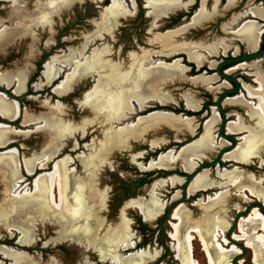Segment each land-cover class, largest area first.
I'll return each mask as SVG.
<instances>
[{"label": "bare ground", "instance_id": "6f19581e", "mask_svg": "<svg viewBox=\"0 0 264 264\" xmlns=\"http://www.w3.org/2000/svg\"><path fill=\"white\" fill-rule=\"evenodd\" d=\"M77 1L79 0H38L31 14L25 13L21 5L14 4V9H11L5 19L13 23L12 27L0 30V54H3L5 49L20 37L31 35L33 29L49 27L50 21L52 22L54 15L60 9H68ZM190 4L191 2L182 5L180 1L172 0H146L145 8L151 20L150 28L155 27L159 18L186 8ZM251 14L254 18L264 21V10H254ZM129 15V10L120 0H111V5L105 9L100 16V22L96 24L95 35L86 41L91 42L97 36H99L97 38H102L105 33L112 35L111 31L116 26L117 20ZM203 18L204 2L201 3L200 10L192 23H199ZM101 33L104 34L100 35ZM260 34L259 26L248 22L244 23L234 35L244 44L246 51L253 52ZM173 41L171 39L166 47H169L166 50L169 54L185 52L189 62L197 67L203 65L204 58L196 55V50L203 47L176 44ZM83 44L79 49L69 50L66 55L54 56L48 61L43 68L41 76L43 81L36 83L34 89L39 91L49 86L65 68H68L69 72L64 75L52 92L57 97L68 96L76 85L93 78V87L83 95L79 103L80 108L88 110L91 117L80 124H68L60 118L62 108L59 105L50 108L49 113L43 116L45 122L43 131L49 134L48 146L44 152L24 159L22 161L23 170L27 176H31L37 170H46L48 162L64 149V141L74 140L77 136L83 138L90 125H94L100 140L85 146L89 152L88 155L76 158L82 170L81 176H78L74 170H70L73 161L65 157L53 163L51 173L35 175L31 183L32 191L29 192L26 186L21 187L24 179L20 175L21 163L18 161V152L15 149L5 150L9 142L13 140L12 137L25 134L0 124V148L7 151L0 154V233L4 231L8 239H11L14 234L18 235L15 244L18 247H33L37 243L35 236L37 229L39 231L42 228L51 230L55 235L52 242L74 244L80 250L79 264H90L87 258L89 252L96 254L101 263L151 264L158 259L160 252L147 249L134 251L125 257L121 255L122 252L134 249L135 238L130 231L129 221H126L123 216L114 224H107L102 218V213L106 208V195L105 191L99 189V175L111 156L128 152L133 142H144V138L150 132L158 133L164 127L176 134L190 135L194 132L192 119L175 117L164 112L151 113L140 118L131 127L126 126L111 132V126L127 120L135 111V107L143 111L150 102H156L160 106L169 105L172 101L166 94V89L171 83L178 84L185 81L187 69L177 60L169 65L158 63L146 68L145 64L150 61V56L145 52L140 55H129L125 65L110 61L107 58L110 53L107 49L94 50L93 53L88 54V57H85L83 55L88 49V44ZM47 45H49L48 42ZM220 47L224 52L228 50L225 45L221 44ZM205 50L210 56L217 54V48ZM78 56L82 58V61L78 60ZM208 66L214 68L215 64L209 63ZM238 69L253 73L257 89L247 85H243L242 88L246 97L255 100L256 104L245 103L241 96L226 99L223 103L229 107L239 105L244 107L246 116L253 126H245L241 118L227 124L225 130L227 134H230H226L227 136L231 137V135L244 132L246 135L241 138V142L232 152L223 156L222 164L248 168L255 160L260 161V165L264 163L262 161L264 160V73L259 71V64L254 63L231 68L226 74L234 73ZM26 79V68L3 72L0 74V88L4 87L3 89L7 90L15 85L13 88L15 97L25 90ZM216 81L215 76H198L188 79L192 85H201L207 90L210 84ZM225 88L227 85L222 83L215 91ZM183 101L187 110L198 111L199 105L191 96H183ZM19 112L21 113L16 101H8L4 94H0V120L15 123L14 120L17 119ZM19 116L23 127L40 119L29 115ZM217 119L213 113L211 119L202 127V135L198 141L182 148L176 154L172 151L160 154L155 161H150L144 167L138 164L139 169L168 171L178 165L185 174H191L196 167L194 160L206 159L220 149L214 146L212 137ZM233 139L236 138L233 137ZM160 145V142L154 141L150 148L160 149ZM224 145V143L219 144L220 147ZM214 173L215 180L212 179L213 174L210 171H203L197 175L188 185L186 197H192L208 190L223 191L234 188L248 193L250 197L258 199L259 203L264 206L263 180L239 171V169L220 171L216 168ZM181 184L182 179L180 178L171 177L159 180L150 187L145 199L138 198L127 202L125 207L136 210L143 222H153L162 215V212L164 213L166 206V202L159 198L160 191L168 186L173 188ZM227 195L214 194L212 199L207 197L206 202L200 199L195 206L201 211L195 221L186 206H178L172 212L171 218L176 223H170L172 232L169 238L173 243L172 249L179 264H199L193 256L194 241L199 242L207 264H225L223 247L217 240L219 233L227 231L228 223L223 219L226 217V208L230 204L231 197ZM179 198L180 194L177 192L170 200L174 202ZM258 210L254 208L251 214L239 221L237 225L238 240L245 241V247L252 250V264H264V214L259 210L262 216ZM206 216L209 218L207 219ZM47 225H51V228ZM252 235L255 237L253 238ZM223 242L226 243V240ZM233 253H236L235 248ZM0 256L10 260L11 264H39L26 254L5 248H0ZM48 264L59 263L51 260Z\"/></svg>", "mask_w": 264, "mask_h": 264}, {"label": "rangeland", "instance_id": "374dc122", "mask_svg": "<svg viewBox=\"0 0 264 264\" xmlns=\"http://www.w3.org/2000/svg\"><path fill=\"white\" fill-rule=\"evenodd\" d=\"M121 2L127 7V9L130 12V15L125 17V18H120L117 20V22H116L117 26H116L114 32L120 26V20L121 19H127L128 17L133 16L135 11H136V5H138V9H141V5H142V1L134 2L133 0H131V1L130 0H122ZM83 9H84L83 11H79V12L77 10H75L74 11L75 12L74 17H72V18L71 17H65L62 19V22L58 23L57 27L55 28V30L57 32H56L54 37L57 38V41H59V43H61L63 39L78 38L81 33L86 35L87 33L92 31L88 21L93 20L96 17L93 14V7H91L89 5H84ZM139 18L140 17L138 16L136 18H129L128 20L121 22L123 27L119 29V32L116 35V39H117V43H116V47H115L116 51H118V49L120 48L119 46L132 44V40H136L140 47H144L141 43L145 37V35H144L145 30H144L143 25H146V22L143 19H142V22L141 21L139 22ZM78 20H82V22H78ZM168 21H169V19L165 20V22H168ZM222 22H223V24H226L225 21H219V22L216 21L215 22L216 24H210V25L205 26L204 28L199 29V30H192L189 32L188 35H186V38L183 41L187 42L188 44H200V43L206 42L207 43L206 45H210L215 40L226 38L225 36H222L219 32V27L221 26ZM186 23H187V21H185V22L179 21V23L174 25L173 27H171L170 30H173V28L180 27ZM206 27H208V29H206ZM186 28H188V27H186ZM149 29L153 30V29H156V27H154V28L149 27ZM108 36H112V35H108ZM46 38H47L46 35H42V39L39 41V44L37 46L33 47L31 45V47H33V48H31L30 53L33 52L32 54H35L36 56H35L34 60L29 61V62L26 61V57H27L28 52H29V48L27 47V45H20L17 47L7 49L8 52L6 51L7 52L6 56L0 55V74L3 72H7V71L10 72V71H13L15 69L20 70V69L24 68V66H25L26 68L29 67V72L31 73L30 77L35 76L36 72H38V66L37 65H38V63H40V61L43 57H47V56L48 57L49 56L54 57V56H60L63 53H67V50L71 47H74L76 45L75 43L77 42V41L73 40L72 44L61 43V44H59L60 48H58V49L55 48V50L48 52L47 50L42 49ZM102 38H95L91 42L85 41V39H84L85 43L88 44V49L86 50V52L84 53L83 56L88 57V54L93 53L94 50L96 51L98 49H107L110 52V53H108L107 58L110 59V57L112 56V53H111L110 48H108L107 46H103V47L98 48V49H93L92 51H91V49L89 50V45L91 43H93L97 40H101ZM155 42H156V39L154 38V40L151 43L153 45H156ZM34 43H35L34 45L37 44V42H34ZM31 44H33V43L31 42ZM168 48H166V50ZM133 52H137V51L135 49H130V47H126L123 50L124 55H127L128 53H133ZM142 52H147V51H141V53ZM197 52H200V51H197ZM127 58L125 60L118 59V61L115 63H121V64L125 65V63L127 62ZM181 58L182 57H180V59ZM220 59H221V57L219 59H211V60L217 62ZM44 60L46 62L47 58ZM78 60L82 61V58H80L78 56ZM150 62L151 61H149L145 64L146 68L148 66H153V65L158 64L156 62H153L152 64H150ZM256 63H258V62H256ZM180 64L183 67L184 66L187 67V69L189 67H192V69L195 71H196V69H199V67L195 66L194 64H193L194 66L189 65L188 63H186V61H183V63L180 62ZM42 65H44V62ZM205 66L208 67L207 65H205ZM205 66H203V67H205ZM215 68H216V66L214 68H209L210 71H207L208 76L205 74L201 75L202 74L201 72L193 74L196 77H198V76L210 77V76L215 75L217 77V81L214 84H210L209 90H207L206 88H204L201 85L194 86L190 82H188V79L195 78V77H191V75L188 74L189 69H190L189 68L187 70L186 75H185V78H186L185 81L180 82L178 84L171 83V85H169V87H167V89H166V94H168V97L171 99V101L174 104H169L166 107H159V109H158V111L169 112V113H173V111L171 109H175L177 111H180V113H182V114H179V115H177L175 113H173V114L180 116V117L183 116V117H187L188 119H192L193 120L192 125H194V132L192 134H190V135L176 134L172 130L165 128V127L162 130L160 129L161 131L159 130L158 133L155 131L150 132L145 137L146 142H145V138H144L145 143L141 142V141L132 143L131 149H130V150H132V146L134 147L132 152L129 150L128 152L117 153V154H114V156H111L109 158L108 163L105 164L102 168H104L106 166H109V167L104 168L99 175V181H100L99 182V189L101 191H105V195H106V208H105V212L102 213V218L104 219V221L107 224L116 223L120 219V217H122V216L126 221H129L130 231L134 235V238H135L134 243H136V245H137V251L149 249L152 252H154V251L160 252L159 258L155 262H152L151 264H179V262H176V260H175V253L172 251V247H171L172 242L169 239V234L172 232L169 223L170 222L176 223V222L171 221V214L172 213L169 214L168 216H166L168 209L173 205H175L173 211L180 205L186 206L187 210L189 212H192V219H197L199 217L198 215H200L199 212L201 211L200 208L195 206L198 203V201L200 199H202V200H205V202H206L207 197H211V199H212L214 197L213 196L214 194H219V193L226 194V195L228 194L227 196L231 197L230 198V204L226 208L227 209L226 215H225L226 217L223 218L225 220V222L228 223L227 231L224 232L225 236H224V233H222V234L219 233L218 240H217L218 243L223 247V252H224L223 255L225 254L223 260H225V264H252V255H253L252 250L250 248L245 247V241L243 242V241L238 240L239 233L237 231V228L229 235H228V232L231 229L233 222H234V219L237 215L242 214L241 218L239 219V221H241L243 218L246 219V217H248V215L251 214L253 208H257V210L259 209L255 205L256 202H259L258 199H254V198L250 197L248 195V193L240 192L238 189L228 188V189H225L223 191L214 189V190L209 191L208 193H199L198 195H196V197L194 199L189 197L190 198L189 200H187L188 198L186 197V194H185L184 195L185 200H184V198H183V200H181L182 199V192H183L182 189H183V186H184L185 182L187 181V179L184 177V174H183L182 170L180 169V166L177 165L172 170H168V171H170L168 176H166V175L161 176V173H164V172H161L157 169L140 170L139 166H138V164H142V166L144 167L150 161H152V160L155 161L160 154H166L168 151H172V152H174L173 154H176L182 148L189 146L192 143L198 141L200 136L202 135V129H203L202 127L207 123V121H209V119H211L213 113L218 118L217 119L218 121H217V124H215V126L213 127L212 137L214 138V143H215L214 146L215 147L218 146V148H220V149L216 150V152H214L212 155L208 156L206 159L194 160V163L197 164V166L199 165V167H200L201 164L213 162L216 159V157L219 155V153L223 152L222 156H224L227 153L232 152L236 148V146L241 142L240 141L241 138L246 135L245 132L241 133V134L231 135V137L236 138L235 143L229 141L228 139H223L219 135V129H220L222 118L220 117V114L215 109L213 104L212 105L208 104L209 106H208L207 111H204V109L202 111H199L200 107L206 104L207 95H209L211 97L210 99H207V101L214 102V100L218 96V93L220 91L224 92V89H221L220 91H215V89L218 86H220L222 83H224L223 81H220L219 77L215 74V70H213ZM202 70H205V68ZM39 71H42V69H40ZM67 72H69V71L65 70V73H67ZM243 72H247L250 74V72L246 71V70ZM243 72L242 71L234 72L232 75L230 74L229 76L234 77L235 79H237L239 81H240V78L242 77V79H243L242 82L244 83V85L247 84V86L248 85L252 86L253 89L256 88L257 84L255 85L252 83V80H255V78L251 77V76H249V77L248 76H240V73H243ZM250 75H252V74H250ZM38 79H39V77H38ZM62 79L63 78H60L59 80H62ZM42 81H43V79H42ZM36 83H39V82L37 81ZM55 84H57V83H55ZM81 84L82 85L80 86V88L78 89V91L75 94L70 95L67 98H64V100H63V98L58 99L56 97H53L50 99L49 97H47L49 94H46V95L42 94V97L40 94H38V98L36 97V94H31V96H29L30 99L31 98H37V99H31V100L28 99L29 97L25 99V96H23V97L20 96L21 98H23V100H22L23 108L26 110L23 115H29V116H34L35 118H40L37 121H32V123L29 126L27 125L24 128H20L17 126L12 127L11 124L3 123V121L0 120L1 125H6V126L9 125L10 128H12L14 131L15 130H16V132L20 131L22 134H25V135H20L17 137H12V139L18 144L16 149L19 151V153L22 156L21 160H20V163H21L20 169L23 170L22 161L24 159L31 158V156L33 154H40V153L44 152L46 150L45 148H47V146H48L49 134H47L43 131L44 126H45L43 116H45L49 113L50 108L57 107L59 105L62 108V115L60 116V118L63 122L68 123V124H74L75 122L77 124L79 122V124H80L82 121H87L88 119H90V117H91L90 112L88 110H85L84 108L83 109L80 108L79 103L81 102L82 99L81 100H79V99L81 98L82 95H84L86 92H88L93 87V85H94L93 78L86 79ZM224 84H226V83H224ZM2 88H4V87H2ZM45 89L46 88H44V92L46 91ZM36 93H40V92H36ZM0 94H2V93H0ZM8 94L13 95V89L8 91ZM185 95L191 96L195 101H197L199 103L198 111L200 113L198 111H191L190 112L189 110H187L185 108L184 101H183V96H185ZM244 95H246L245 92H244ZM238 96H241V95H238ZM82 98H83V96H82ZM245 98H246V101L251 103L252 105H254V103L256 104L255 100H250L246 96H245ZM77 99L79 100V101H77L79 103L76 105L80 109L78 110L79 111L78 113H75V111H73L71 109V107L74 106L73 102ZM8 100L12 101V99L10 97H8ZM247 102H245V103H247ZM155 103L156 102H150L148 104V106L145 108V110H143L145 112H140L135 107V111L133 112V114H131L129 116V118L127 120H125L122 123H114L111 126V132H115L119 128H123L126 126L131 127L132 125L136 124L137 121L141 117L147 116L150 112L155 111V109H149V107H151ZM182 111L183 112L186 111L185 114H183ZM223 111L225 113L224 115H225V119H226V125H225L224 131H223V135H226L227 133H226L225 129H226L227 124L232 123L237 118H241V116L246 115V110L241 105H239L237 107H229L227 105H224V103H223ZM197 113H199V114H197ZM186 114H188V115H186ZM70 122H72V123H70ZM244 124H245V126H247L246 123H244ZM248 124H249L248 125L249 127L253 126V123H248ZM227 135H230V134H227ZM81 137L77 136L74 138V139H77L78 141L81 140L82 142H84V143H82L84 146L82 148L77 149L78 151H80L78 153V155L79 156H83V155L86 156V155H88L89 152L87 149H85V146L89 145L93 142H96L97 140H100L99 139L100 136L98 137V133L96 132V128L94 127V125L93 126L90 125L87 127L86 133L82 139H81ZM13 140H12V142L14 143ZM70 140H72V139H67L66 141H64V144L67 142H70ZM154 141L160 142V144H161L159 146L160 149H151L150 148L151 143ZM140 143H144V145H140V146L135 145V144H140ZM220 143H224L225 144L224 147H220L219 146ZM149 149H151V150H149ZM1 151H3V150H0V152ZM71 151H73V150H71ZM130 152H131V162L135 166L130 163V158L128 157L129 156L128 153H130ZM71 153H77V152H76V150H74ZM124 153H126V154H124ZM135 154H137V155H135ZM64 155H65V149H63L61 151L60 155L56 159H54V161L52 163H50L48 165V169L39 171L36 174L41 175V174L51 173L53 163L57 162L58 160H62V158H64L63 157ZM134 156H137V157L134 158ZM18 159H19V156H18ZM221 161H222V159H221ZM262 161H264V160H262ZM228 165L229 164L224 163L223 166L220 167L221 168L220 171H222V169L226 170V171H231L233 169H237V170L239 169V171H242V172L244 171L245 173L250 174L257 179L263 180L262 187L264 188V163L262 165H260V161L255 160L252 162V164L249 165L248 168H240L238 165H232V166H228ZM199 167H197V170L199 169ZM70 169H73L77 175L82 174V170H81L77 160L73 161V164L70 165ZM214 169L215 168H208V170L213 171V173H212L213 174L212 175L213 180H215V177H214L215 176V173H214L215 170ZM197 170H195L193 173H195ZM203 171H201V172H203ZM21 174H22V171H21ZM171 177L182 179L183 184L181 186H174L173 188L168 186L163 191H160L159 194L161 196H163L162 198L159 197L160 200H163L164 202H168V206L166 207L165 213L157 221L147 223V224H143L142 218L138 215V212L136 210H134L132 208H126L125 207L127 202L129 203L130 201H134V200H136V198H145L150 187L153 184H155L156 182H158L159 180H166V179L171 178ZM22 178L24 179V182L21 184V187L23 188V186H26V189L29 192L32 191L31 183H32L34 177L27 179V178H25V176H22ZM0 186H1V181H0ZM186 190H187V188H186ZM186 190H185V193H186ZM0 192H1V187H0ZM177 192H180L181 199L177 203L171 204L170 199ZM127 200H129V201H127ZM250 207H253L251 209V211L246 215L243 214V213H246ZM258 212L260 213L259 210H258ZM161 219H164L166 221L161 226V229H160L158 224H159ZM47 227L51 228V225H47ZM37 230L39 231V229H37ZM38 231L35 234V236L37 238V243L33 247H18V246H16L15 244L17 242L18 235L15 236L16 234H14L15 238L12 237L11 239H8L6 233L3 231L0 233V234H2L0 237V248H5V249H9V250L14 251V252H20V253L26 254L30 258L34 259L35 262H39L40 264H45V263L48 264L51 260L59 262V264H77L78 263L79 255H78L77 249L75 250V249L71 248L70 246H66V245L62 244V242H60V243L52 242V240H54V238H55V235H54V232L51 230L49 231L48 229L45 230L44 228H42L41 231H39V232ZM234 237H235V239H234ZM252 237L254 238L255 235H252ZM223 240H226V243L223 242ZM68 244H70V243H68ZM72 245H74V244H72ZM234 248L236 250V253L232 254V251L234 250ZM243 248H245V250ZM258 248L261 250V247L259 245H258ZM21 250H22V252H21ZM137 251H135V252H137ZM133 252L134 251H129L128 253L127 252L121 253V255L125 257L129 254H132ZM89 254L87 255V258H88V262L90 264H107V263L99 262L96 254H94V253L92 254L90 252H89ZM193 256L199 264H207L205 255L202 252V248H201L198 241L193 242ZM0 263L11 264V261L0 256Z\"/></svg>", "mask_w": 264, "mask_h": 264}, {"label": "flooded vegetation", "instance_id": "af4514ba", "mask_svg": "<svg viewBox=\"0 0 264 264\" xmlns=\"http://www.w3.org/2000/svg\"><path fill=\"white\" fill-rule=\"evenodd\" d=\"M36 1H38V0H0V22H1L0 23V30H2L4 28H11L12 27L13 23H9L5 19L7 17V14L11 11V9H14V4L21 5L25 13L31 14L34 11V5H35ZM133 1L134 2L142 1L141 9H138V5H136V11H135L133 16L128 17L127 19H121L120 20V26L116 29V31L114 32V30H115L117 25L111 31L112 33L114 32L112 34V36H104L101 40H97V41L91 43L89 45V50L91 49V51H92L93 49H98V48H101L103 46H107L108 48H110L111 53H112V56L109 59L112 62H117L118 59L125 60L129 55H132V54L133 55H140L141 51H147L145 53H148L149 56H150V59H151L150 60L151 61L150 64H152L153 62H156V63H161V64L163 63L165 65H169L172 62H174L175 60H177V61L182 62V63H183V61H186V63H188L189 65L194 66L195 64L193 65V63H190L187 60V56H186L185 52H177V53L169 54L166 51L167 44L171 41V39H173L174 40L173 42H175L176 44H188L187 42H184L183 40L186 38V35H188L190 31L202 29L205 26H208L210 24H216L215 23L216 21H218V22L219 21H225L226 22V24H223V22H222L221 26L219 27L220 34L222 36H225L226 38L215 40L210 45H206L207 44L206 42L200 43V44H189V45L201 46V47H203L205 49L217 48V54L215 56L208 55L206 53V50L203 49V48L202 49L199 48V49L196 50V55L202 56L204 58V63H203L202 66L199 67V69H196V71L193 70L192 67H189L190 69L188 68L189 69V73L188 74H190L191 77H196L193 74L194 73H198V72H201L202 74H205V75L208 76L207 71H210L209 66H208L209 63H214L215 66L217 67V65H219L220 63H225V62H228V61H230L232 59H235V58L237 59V58L244 57V56L248 55L249 53H259V52L264 50V36H263L264 35V21H261V20H259L257 18H254L253 15L251 14V12L254 11V10H259V9L260 10H264L263 6L261 5V0H172V1H180L182 5H186L189 2H191V4L189 6H187L186 8L178 10V11H176L174 13H169V15L166 16V17L159 18L157 20L156 24H155L156 25L155 26L156 29H153V30L149 29V27H150L149 25L151 23V20L149 19V16H148V10H146V8H145L146 0H133ZM202 2H204V18L199 23L193 24L192 23L193 19L195 18V16L199 12ZM84 5H89V6L93 7V14L96 16L93 20L88 21L92 31L87 33L86 35L81 33L78 38H66V39H63L62 42H61V43H64V44H66V43L67 44H72L73 40L77 41L75 43L76 45L74 47L69 48L67 50V52L69 50H76L77 48L79 49L80 46L83 44V42L85 43V41L87 39H89L91 36L95 35V33H93V32H94L95 29H97L96 28V24H98L100 22V16L104 13L105 9H107L111 5V0H79V1H77L75 3H73L68 9H60L57 12V14L54 15L55 17L52 19V22L50 21L49 27H45V28L38 27L36 29H33L31 31V35L20 37V39L16 40L11 45H9L5 49L4 53L0 54V55L1 56L2 55L6 56L7 52H8L7 49H9V48L17 47V46H20V45H27V47L29 48V52H28V55L26 57V61H28V62L32 61V60H34L36 55L32 54L33 52L30 53L31 52V48H33V47H35V46H37L39 44V41L42 39V35H46L47 36V38H46V40H45V42L43 44V48H42L43 50H47L49 52V51L55 50V48L56 49L60 48L59 44H61V43H59V41H57V38L54 37L56 32H57L55 30V28L57 27L58 23L62 22L63 18H65V17H71V18L74 17V13H75L74 11L75 10H77L78 12L79 11H83L84 10L83 9ZM138 16L140 17L139 18V22L140 21L142 22V19L145 20V22H146V25H143L144 26V30H145L144 31L145 37H144V40L141 43L145 48L144 47H140L136 40H132V44L119 46L120 48L118 49V51H116L115 50L116 49L115 48L116 47V43H117L116 35L119 32V29L123 27L121 22L125 21V20H128L129 18H136ZM168 19H169V21L165 22V20H168ZM179 21H181V22L187 21V23L182 25V26H180V27L173 28V30H170V28L173 27L174 25L178 24ZM78 22H82V20H78ZM248 22L257 24L259 26L260 32H261L259 40H258V43H257V46H256V49L253 52L246 51V48H245L244 44L237 37H235V35H234L235 32L244 23H248ZM186 27H188V28H186ZM206 29H208V27H206ZM49 30H51V31H49ZM102 34H104V33H101L100 35H102ZM109 34H111V33H109ZM105 35H108V33H105ZM97 37H99V36H97ZM97 37H94L93 39H95ZM154 38L156 39V42H155L156 45H153L151 43L154 40ZM84 39H85V41H84ZM31 42L33 44H31ZM34 42H37V44L34 45L35 44ZM47 42H48L49 45H47ZM221 44L225 45L226 47H228V50L224 52L222 50V48L220 47ZM31 45L33 47H31ZM126 47H130V49H135L137 52L128 53L127 55H124L123 50ZM197 51H200L201 53L197 52ZM66 54L67 53H63L62 55H66ZM62 55H60V56H62ZM55 57H59V56H55ZM180 57H182V58L180 59ZM220 57H221V59L219 61H217V62L211 60V59H219ZM46 58H47V61L45 62L44 59H46ZM52 58H54V57H50V56L49 57L48 56L47 57H43L41 59L40 63H38V65H37L38 66V72H36V75L32 76V77H30L31 73L29 72V67L26 68L24 66V68H26V70H27V79H26V83H25V86H24L25 90L21 94L15 95V99L11 98L12 101H16V103L18 105V109H20V111H21V113L19 112V115L23 116V113H25V111H26L23 108V103H22L23 98H21L20 96H22V97L25 96V99H26L29 96H31V94H36L37 98H38V94H40L41 97H42V94H44V95L49 94L47 97H49L50 99L53 98V97H56L58 99H62L63 98V100H64V98H67L68 96L75 94L78 91V89L80 88V86L82 85V84L76 85L77 87L75 86L74 89H72L71 93L68 96H65V97H57V96H55L52 92H53L54 88L57 86V84L60 82L59 79L60 78H64V75L66 74L65 70L69 71L68 68H65V69H63L64 71H62L60 76L53 83H51L49 86L43 87L39 91L35 90L34 89V85L36 84V82L37 81L38 82H42V77L41 76H42L43 68H44L45 64L48 61H50ZM43 62H44V65H42ZM256 62H258L257 64H259V71L264 73V56L254 60V61H248V62H243V63H239V64L226 66V67H224L222 69V71L226 73L229 70H231V68L234 69V68H238L241 65H250V64H254ZM205 65H207L208 67H206ZM203 66H205V67H203ZM204 68H205V70H202ZM40 69H42V71H39ZM185 69H187V67H185ZM15 70H18V69H15ZM15 70H13V71H15ZM213 70H215V69H213ZM238 71H242L243 72L245 70L238 69L235 72H238ZM7 72H9V71H7ZM215 74H216V71H215ZM230 74L232 75L233 73H230ZM230 74L227 73L228 76ZM250 74H252V75H250ZM250 74L247 73V72H243V73H240V76H248V77L251 76V77H253V73H250ZM213 76H215V75H213ZM38 77H39V79H38ZM229 77H231V76H229ZM231 78H233L234 80H236L238 82L239 90L235 94L231 95L230 98L232 99V97L235 98L236 95H237L236 97H239L238 95H241V97H243V100L245 102H247L246 98H245L246 95H244V91H243V88H242V86L244 85V83L242 82V80H243L242 77L240 78V81L235 79L234 77H231ZM220 81H223V80L220 79ZM223 82L227 84V88H225L224 91L228 90L229 88H232V89L234 88V85L232 83H229V82H226V81H223ZM55 83H57V84H55ZM252 83L256 85L254 80H252ZM245 85H247V84H245ZM14 86L15 85L12 86V89L14 88ZM248 86L252 87L250 85H248ZM44 88H46L45 92H44ZM256 88H254V89H256ZM12 89H7V90L10 91ZM36 92H40V93H36ZM82 96H81V98L79 100L82 99ZM218 96H219V93H218ZM6 97H5V99L8 100V96H6ZM18 98H20V99H18ZM37 98H31V99H37ZM210 98L211 97L209 95H207V99H210ZM28 99H30V97ZM207 99H206V104L201 106L199 111H202L203 109H204V111H207L209 105L213 104V106H214L215 100H214V102H209V101H207ZM79 100L78 99L75 100L73 102L74 106L71 107V109L73 111H75V113L79 112L78 111L79 108L76 105V104L79 103V102H77ZM247 103H249V102H247ZM169 104H174V103L170 102ZM198 105H199V103H198ZM149 109H155V111L156 110L158 111L159 106H158L157 103H155L154 105L149 107ZM171 110L173 111V113H175L177 115L182 114V113H180V111H177L175 109H171ZM140 112H145V111H140ZM185 112L186 111H184L183 114H185ZM199 113H197V114H199ZM19 115H18L17 119L14 120L15 123H7V122H4V121H3V123L11 124L12 127L13 126H17V127H20V128H24L25 126L24 127L21 126L22 125V121L20 120V116ZM220 117H221V115H220ZM241 118L243 119V121L247 125H249L248 123H252L246 117V115L241 116ZM70 123H72V122H70ZM78 124H79V122H78ZM18 132H20V131H18ZM82 143H84V142H82L81 140L78 141L77 139L70 140V142L65 143L64 144L65 145V147H64L65 155L63 157L64 158L65 157H69L72 161L76 160V158L79 157L78 153L80 152L77 149L82 148L84 146ZM17 145L18 144L15 141H14V143L11 141V142H9V145L7 147H5V150L8 151V149H15L18 152V156H19L18 161L20 162L22 156L19 153V151L16 149ZM75 145H76V148H74ZM135 145L140 146V145H144V144L140 143V144H135ZM133 149H134V147L132 146L131 152L133 151ZM151 149H149V150H151ZM0 150H3V151L0 152V153H3V154L5 152H7V151H4V149H1V148H0ZM71 150H73V151L76 150L77 153H71V152H73ZM131 152L128 153V155H129L128 157L130 158V163L132 165H134L131 162ZM60 153H61V151H60ZM60 153H58L55 158H57ZM124 154H126V153H124ZM135 155H137V154H135ZM64 158H62V159H64ZM54 159L49 161L48 165L50 163H52L54 161ZM213 162H210V163H213ZM223 164H222V161H221V162H219L218 166L209 167V168H215L214 170H216V168H217V169L220 170L221 169L220 167L223 166ZM228 166H232V165H228ZM107 167H109V166H106L104 168H107ZM197 167H199V165L197 166V164H196V167L193 170V172L195 170H197ZM20 168H21V166H20ZM46 169H48V166H47ZM70 170H73V169H70ZM21 171H22V174H21ZM39 171H41V170H37L31 176H27L26 172L24 170L20 169V175L21 176H25V178H27V179H30V178H33L35 175L37 176L36 173H38ZM159 171L163 172V170H159ZM204 171H210L211 173H213V171L212 170H208V168H205ZM182 172H183V170H182ZM184 173L185 172H183V174ZM162 175H165V174L161 173V176ZM78 176H81V175L78 174ZM184 176H185V174H184ZM182 184H183V180H182ZM181 185H178V186H181ZM182 191H183V189H182ZM209 191H211V190H208V191H206L204 193H208ZM200 193H203V192H200ZM179 194H180V192H179ZM198 194H196V195H198ZM184 195H185V192H182V199H181V194H180V198L177 201H174V202H172L170 200L171 203H176L180 199L183 200ZM196 195L192 196V197L187 195L188 196L187 200H189L190 198L194 199L196 197ZM160 197L162 198L163 196H160ZM145 198H143V199H145ZM209 198H211V197H209ZM137 199L138 198H136V200ZM184 200H185V198H184ZM127 201H129V200H127ZM167 206H168V202H166L164 213L166 211V207ZM164 213L162 212V215ZM190 213L192 214V212H190ZM138 215L141 217V215L139 213H138ZM160 217H158L155 221H157ZM206 218L208 219L209 217L206 216ZM165 221L166 220L161 219L159 224H158L159 227H160V223H162V225H163L165 223ZM171 221L175 222V220H173L172 218H171ZM194 221H195V219H194ZM142 222H143V220H142ZM147 223H151V222H143V224H147ZM170 223H169V225H170ZM160 229H161V227H160ZM15 236H17V235H15ZM15 236H13V238H15ZM224 236H225V233H224ZM62 244L66 245V246H70V245H68V243H63L62 242ZM172 244H171V247H173ZM70 247L76 250V247H73V246H70ZM129 251H137L136 243H135L134 249L133 250H128L127 252H129ZM172 251H173V249H172ZM90 253H92V252H90ZM122 253H126V252H122ZM34 262H35V260H34ZM176 262H178V261L176 260ZM77 264H79V261H78Z\"/></svg>", "mask_w": 264, "mask_h": 264}, {"label": "water", "instance_id": "95a60500", "mask_svg": "<svg viewBox=\"0 0 264 264\" xmlns=\"http://www.w3.org/2000/svg\"><path fill=\"white\" fill-rule=\"evenodd\" d=\"M261 5L263 6L264 8V0H261ZM264 36V35H263ZM264 56V50L259 52V53H249L248 55L244 56V57H241V58H235V59H232L228 62H225V63H220L219 65H217V67L215 68V71H216V74L217 76L222 79L223 81H226V82H229V83H232L234 85V88H229L228 90L224 91V92H219V96L215 99V103H214V107L215 109L218 111V113L221 115L222 119H221V125H220V129H219V135L223 138V139H228L229 141L231 142H236V139H233V137H230V136H227V135H223V131H224V128H225V125H226V119H225V115H224V112H223V107H222V103L226 100V99H229L231 95L235 94L236 92H238L239 90V84L236 80H234L233 78L229 77L225 72L222 71V69L226 66H230V65H234V64H239V63H243V62H248V61H254L260 57ZM0 92L5 96H8L12 99H15L14 95H9L8 94V90L6 89H3V88H0ZM20 99V98H18ZM159 107H166L167 105L165 106H160L158 105ZM154 112H159V113H163V111H154ZM154 112H151V113H154ZM191 112V111H190ZM149 113V114H151ZM164 113H168V114H171L175 117H180V116H177L173 113H169V112H164ZM193 113V112H192ZM148 114V115H149ZM147 115V116H148ZM183 117V116H181ZM187 118V117H185ZM1 121H4V120H1ZM4 122H7V123H10L8 121H4ZM172 132V131H171ZM173 133V132H172ZM174 135V134H173ZM223 155V152L219 153V155L217 156L216 160L213 162V163H205V164H202L199 169L195 172V173H191V174H185V178L187 179V181L185 182L184 186H183V192H185L186 188L188 187V185L191 183V181L195 178L196 175H198L201 171H203L205 168H209V167H215V166H218L219 162H221V159H222V156ZM164 174L166 176H168V174L170 173V171H163ZM255 205L259 208V210H261L264 214V206L259 203V202H256ZM175 205L171 206L169 209H168V212H167V215L168 216L169 214L172 213L173 209H174ZM253 207H250L248 209V211L246 213H243V214H248L251 209ZM254 209V208H253ZM241 215L242 214H239L235 217L234 219V222H233V225L231 227V229L229 230L228 232V235L231 234L236 228H237V225H238V222H239V219L241 218ZM166 218V217H165ZM162 223H160V227H161ZM70 246H73V247H76L72 244H68ZM76 249L78 250V255L80 253V250L76 247ZM245 250V248H243ZM242 249V250H243Z\"/></svg>", "mask_w": 264, "mask_h": 264}, {"label": "trees", "instance_id": "16d2710c", "mask_svg": "<svg viewBox=\"0 0 264 264\" xmlns=\"http://www.w3.org/2000/svg\"><path fill=\"white\" fill-rule=\"evenodd\" d=\"M188 115V114H187ZM190 116V115H189Z\"/></svg>", "mask_w": 264, "mask_h": 264}]
</instances>
